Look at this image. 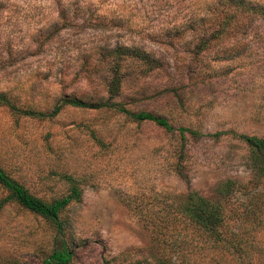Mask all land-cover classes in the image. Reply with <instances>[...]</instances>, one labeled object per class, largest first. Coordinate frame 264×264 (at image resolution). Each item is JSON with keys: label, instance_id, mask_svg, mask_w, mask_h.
I'll return each mask as SVG.
<instances>
[{"label": "rangeland", "instance_id": "1", "mask_svg": "<svg viewBox=\"0 0 264 264\" xmlns=\"http://www.w3.org/2000/svg\"><path fill=\"white\" fill-rule=\"evenodd\" d=\"M117 47L159 66H124L113 99L198 134L107 107L38 117L0 105V167L45 201L65 192L62 174L78 180L80 200L59 214L68 264H264V178L231 134L264 136V0H0V93L20 108L106 99ZM227 179L220 236L209 237L176 206L189 191L217 197ZM55 243L46 219L0 206V261L42 264Z\"/></svg>", "mask_w": 264, "mask_h": 264}, {"label": "trees", "instance_id": "2", "mask_svg": "<svg viewBox=\"0 0 264 264\" xmlns=\"http://www.w3.org/2000/svg\"><path fill=\"white\" fill-rule=\"evenodd\" d=\"M105 62L110 68V77L105 83L107 98L102 101L88 102L81 98L64 95L58 99L49 112H43L29 108H20L7 95L0 93V105L7 107L17 114L38 117L52 116L63 106L76 108L107 107L123 113L133 121H151L165 131L176 129L181 136H183L184 132L192 135L198 134L197 131L186 127L178 126L174 128L166 118L149 111H131L125 108L122 103L113 99L120 92L123 75H125L124 66L127 65L128 70L133 72L150 71L159 66L158 63H152L153 59L148 53L136 48L117 47L106 53ZM145 66L148 67L144 69ZM219 134L221 133H213L210 136L217 137ZM231 134L246 146L252 176L255 178H264V136L235 132H231ZM91 136L95 142H100L93 132H91ZM61 176L66 183L65 192L58 197L45 201L29 193L21 183L12 179L0 167V186L5 191V195L0 200V206L6 202H13L21 208L46 219L54 229L55 246L41 259L42 264H68L72 256L71 251L62 239L64 220L59 217V214L68 204L80 200L81 188L75 177L69 174H62ZM234 183V181L229 179L219 183L215 189L217 195L215 198H207L198 194L196 191H189L182 198L179 205L176 206L177 211L196 230H199L209 237L219 238L220 233L218 228L226 215V203ZM0 264L8 263L0 261Z\"/></svg>", "mask_w": 264, "mask_h": 264}]
</instances>
